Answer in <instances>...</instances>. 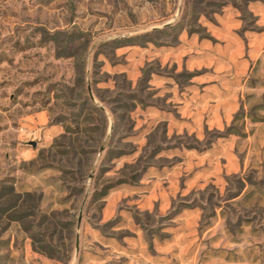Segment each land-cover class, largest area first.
<instances>
[{
    "label": "rangeland",
    "instance_id": "1",
    "mask_svg": "<svg viewBox=\"0 0 264 264\" xmlns=\"http://www.w3.org/2000/svg\"><path fill=\"white\" fill-rule=\"evenodd\" d=\"M0 264H264V0H0Z\"/></svg>",
    "mask_w": 264,
    "mask_h": 264
},
{
    "label": "trees",
    "instance_id": "2",
    "mask_svg": "<svg viewBox=\"0 0 264 264\" xmlns=\"http://www.w3.org/2000/svg\"><path fill=\"white\" fill-rule=\"evenodd\" d=\"M238 1H239V5H241L242 7L243 5H246L251 0H238ZM182 29L183 27L181 23L179 22L175 24L166 25L163 28H155L152 31H148V32L141 33V34L114 38L111 40V43L116 45L117 47L125 46V45H136V44L145 45L149 42H155L157 44H160V41H158L156 37L157 34L165 33L167 35L177 36L182 31ZM87 103L90 106H92V108L96 109L104 117V119H106V124H107L108 118H107L106 112L103 111V109L100 106H98L92 99L88 100ZM114 124L116 128V121L114 122ZM104 130H106V127ZM41 249L47 252L50 250H55L53 245L49 243H46V244L42 243Z\"/></svg>",
    "mask_w": 264,
    "mask_h": 264
},
{
    "label": "water",
    "instance_id": "3",
    "mask_svg": "<svg viewBox=\"0 0 264 264\" xmlns=\"http://www.w3.org/2000/svg\"><path fill=\"white\" fill-rule=\"evenodd\" d=\"M91 97L94 99V96H93V94L91 93ZM77 249H78V242H77Z\"/></svg>",
    "mask_w": 264,
    "mask_h": 264
}]
</instances>
